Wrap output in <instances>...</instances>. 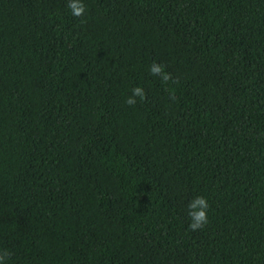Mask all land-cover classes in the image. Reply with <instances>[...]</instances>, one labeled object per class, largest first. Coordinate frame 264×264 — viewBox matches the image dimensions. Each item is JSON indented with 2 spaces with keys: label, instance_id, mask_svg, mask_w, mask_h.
Listing matches in <instances>:
<instances>
[{
  "label": "trees",
  "instance_id": "16d2710c",
  "mask_svg": "<svg viewBox=\"0 0 264 264\" xmlns=\"http://www.w3.org/2000/svg\"><path fill=\"white\" fill-rule=\"evenodd\" d=\"M68 2L0 0L5 264H264V0Z\"/></svg>",
  "mask_w": 264,
  "mask_h": 264
},
{
  "label": "clouds",
  "instance_id": "9594fccd",
  "mask_svg": "<svg viewBox=\"0 0 264 264\" xmlns=\"http://www.w3.org/2000/svg\"><path fill=\"white\" fill-rule=\"evenodd\" d=\"M67 8L71 11L74 17H84L87 11L86 5L82 0H69L67 3ZM82 23L85 21H81ZM149 74L151 76L159 77L162 83H167L172 80V74L165 70V65L159 64L153 61L149 66ZM174 83L176 81H173ZM137 97L140 100L146 98V92L144 88L137 85L131 89V95H129L125 103L129 106H134L137 103ZM170 99H175L173 94L169 95ZM209 205L205 197L197 196L188 204V216L190 218L189 229L196 231L201 229L204 225L208 223L207 209ZM12 255L8 250H0V264H5L7 259Z\"/></svg>",
  "mask_w": 264,
  "mask_h": 264
}]
</instances>
